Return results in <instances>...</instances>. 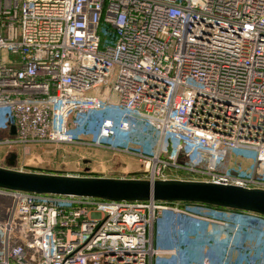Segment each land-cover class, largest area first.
Returning a JSON list of instances; mask_svg holds the SVG:
<instances>
[{
	"label": "built area",
	"instance_id": "2783aa9c",
	"mask_svg": "<svg viewBox=\"0 0 264 264\" xmlns=\"http://www.w3.org/2000/svg\"><path fill=\"white\" fill-rule=\"evenodd\" d=\"M0 108L22 155L78 143L137 156L133 178L264 189V0H0ZM129 117L153 149L118 144ZM229 149L252 151V170L218 169ZM196 206L0 187V264H212L257 224L264 258V216Z\"/></svg>",
	"mask_w": 264,
	"mask_h": 264
},
{
	"label": "rangeland",
	"instance_id": "374dc122",
	"mask_svg": "<svg viewBox=\"0 0 264 264\" xmlns=\"http://www.w3.org/2000/svg\"><path fill=\"white\" fill-rule=\"evenodd\" d=\"M7 52L2 50V54ZM107 88V89H106ZM101 95L106 96L111 92V81L103 85L100 89ZM97 116H101L99 113ZM132 125L130 132L124 140L118 142L120 146H125L131 150L148 151L156 145V132L149 130L145 123L135 117L127 119ZM9 124L7 111L0 108V165L7 166L6 156L10 151L17 153L16 167H21L23 171L38 172L48 174L77 175V176H129L137 177L141 169V164L137 156L118 150L104 149L95 146L83 145L78 143H33L29 146L27 154L22 155V145L17 143H5L6 139L14 137L13 123ZM75 135L81 137V127L70 129ZM136 137L137 141L127 142L126 139ZM2 141V142H1ZM253 152L242 149H229L223 161L217 165L218 169H229L234 171L248 170L253 168ZM207 158L199 165L206 167ZM180 174V172H179ZM181 175V174H180ZM188 175L182 174L181 177ZM190 209L206 212L200 206L189 205ZM166 216V217H165ZM171 219L168 213L157 217L156 228L159 229L158 243L156 247H165L166 229L170 225ZM259 227L257 224L254 228H247L245 231L238 233L234 246L227 248V245H221L220 248L214 249L209 253L212 264H264V258L258 256L253 251L254 239L250 234ZM261 228V227H260ZM167 238V237H166ZM247 248V250L244 249ZM227 251V256L225 253ZM160 264H171L163 257ZM194 264H200L198 259Z\"/></svg>",
	"mask_w": 264,
	"mask_h": 264
},
{
	"label": "water",
	"instance_id": "95a60500",
	"mask_svg": "<svg viewBox=\"0 0 264 264\" xmlns=\"http://www.w3.org/2000/svg\"><path fill=\"white\" fill-rule=\"evenodd\" d=\"M17 153L10 151L0 166V187L35 193L87 196L106 200L198 202L250 211L264 216V189L203 181L77 176L14 169Z\"/></svg>",
	"mask_w": 264,
	"mask_h": 264
},
{
	"label": "trees",
	"instance_id": "16d2710c",
	"mask_svg": "<svg viewBox=\"0 0 264 264\" xmlns=\"http://www.w3.org/2000/svg\"><path fill=\"white\" fill-rule=\"evenodd\" d=\"M178 203L181 205H201V206L217 208V209H222V210H236L237 211V209H231V208L215 206V205H210V204H204V203H198V202L179 201Z\"/></svg>",
	"mask_w": 264,
	"mask_h": 264
},
{
	"label": "crops",
	"instance_id": "0c3cea01",
	"mask_svg": "<svg viewBox=\"0 0 264 264\" xmlns=\"http://www.w3.org/2000/svg\"><path fill=\"white\" fill-rule=\"evenodd\" d=\"M97 176H103V177H122V178H133V176L132 177H129V176H106V175H97ZM158 242H160V241H158ZM166 242H168V241H166V239H165V243Z\"/></svg>",
	"mask_w": 264,
	"mask_h": 264
}]
</instances>
